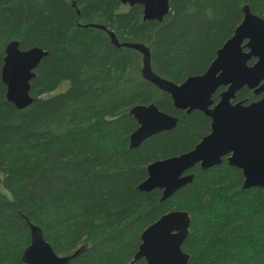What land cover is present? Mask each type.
<instances>
[{"label":"trees","instance_id":"16d2710c","mask_svg":"<svg viewBox=\"0 0 264 264\" xmlns=\"http://www.w3.org/2000/svg\"><path fill=\"white\" fill-rule=\"evenodd\" d=\"M169 4L159 23L121 0H0V264H24L35 228L68 264H132L143 232L177 210L191 218L182 247L190 264H264V188L244 189L227 158L187 172L193 182L166 201L138 189L150 164L191 152L211 133L204 113L175 108L171 89L207 72L246 7L264 20V0ZM13 41L49 53L24 110L2 81ZM262 96L245 88L235 102ZM153 103L178 125L132 150L139 125L130 112Z\"/></svg>","mask_w":264,"mask_h":264},{"label":"water","instance_id":"95a60500","mask_svg":"<svg viewBox=\"0 0 264 264\" xmlns=\"http://www.w3.org/2000/svg\"><path fill=\"white\" fill-rule=\"evenodd\" d=\"M125 6L141 5L144 21L163 23L170 12V0H121ZM244 19L233 37L218 51L216 60L204 75L188 78L170 91L174 106L180 111H200L212 120L211 133L189 153L153 162L148 178L139 191L163 192L166 201L194 180L186 174L196 166L209 170L227 158L230 166L242 171L244 189L264 188V20L244 9ZM19 41L6 48L2 81L7 99L17 109L32 105L31 82L36 70L49 55L40 47L22 49ZM255 59L256 62L250 65ZM221 93L215 105L213 96ZM253 90L262 98L254 103L235 102L243 89ZM138 129L130 137V148L139 149L150 138L175 129L178 118L161 111L154 103L131 110ZM188 212L172 211L163 215L142 234L141 245L132 261L147 264H190L182 249L189 236ZM24 264H68L70 258L59 256L43 233L33 229L32 242L23 256Z\"/></svg>","mask_w":264,"mask_h":264},{"label":"rangeland","instance_id":"374dc122","mask_svg":"<svg viewBox=\"0 0 264 264\" xmlns=\"http://www.w3.org/2000/svg\"><path fill=\"white\" fill-rule=\"evenodd\" d=\"M69 86L70 83L68 81H65L51 95H57L59 93H63L68 89ZM0 193H6L1 185H0Z\"/></svg>","mask_w":264,"mask_h":264}]
</instances>
